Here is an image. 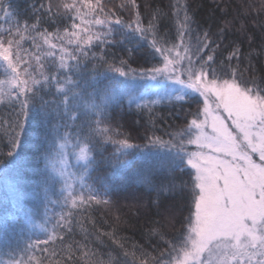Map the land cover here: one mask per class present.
Here are the masks:
<instances>
[{
	"label": "snow or ice",
	"instance_id": "obj_1",
	"mask_svg": "<svg viewBox=\"0 0 264 264\" xmlns=\"http://www.w3.org/2000/svg\"><path fill=\"white\" fill-rule=\"evenodd\" d=\"M121 7L135 9L134 18L125 21L106 12L100 0H63L55 5L49 0L47 7L32 5L31 23L26 21L23 28L17 23L15 28L0 29V65L6 76L0 87L10 89L6 102L0 96V107L8 109V116L0 117V138L8 141L0 151V176L7 180L13 171L23 170L19 181L6 183V190L17 199L31 195L40 204L51 203L57 186L67 182L65 165L71 147L87 191L74 193L70 186L61 187L60 195L67 192L65 199L71 200L72 207L79 204L85 211L86 206L99 210L104 205L118 210L106 199L115 194V183L102 180L93 191L95 184L89 187L84 178L92 180L105 164L119 169L121 184L143 186L126 199L145 220L146 235L157 237L153 241L157 255L137 248L139 258L132 253L129 260L121 244L119 250L112 249L115 257L109 255L104 261L93 254L84 264H264V60L253 52L259 39V57H264V23L257 37L246 22L229 19L228 9L217 4L223 15L215 22L216 31L210 25L194 32L192 25L199 27V22L185 6L181 25L171 36L157 22L160 13L156 19L149 13L144 27L136 0ZM13 16L12 0H0V17ZM53 17L59 23L48 32L42 26H54ZM93 26L98 30L93 31ZM192 34L194 46L185 39ZM230 35L233 39L223 45ZM29 37L38 53L48 45L43 53L52 57L47 73H36L33 60L45 66L39 54L27 59L21 55L22 43ZM54 40H59L58 64ZM65 41L75 45L67 53L72 63L64 60ZM113 47L122 49L123 55L112 53ZM140 48L146 49L143 57L137 55ZM253 60L260 63L258 70ZM245 61L247 66L241 69ZM137 87L143 89L139 96L134 95ZM170 87L181 93L176 100L191 98L196 111L184 113L183 127L164 130L169 137L164 139L157 134L162 118L154 109L164 100L171 101L166 91ZM125 96L129 108L135 105L148 114V123L141 124L143 135L139 128L132 129L143 143L133 142L131 133L121 131L112 111ZM179 107L182 110L183 104ZM109 145L113 146L110 154ZM152 149H166V159L159 166L149 159ZM141 152L144 166L132 169L129 159ZM160 168L167 173L162 179ZM233 188L241 193L239 198L231 194ZM64 220L65 230L72 232V221ZM173 221L185 227L177 237L165 240L160 229L165 224L174 226ZM103 235L113 238L112 233ZM56 239L65 243L53 232L46 239L26 242L24 252L27 255ZM0 242L11 247L6 231ZM71 259L69 250L67 260ZM0 264H25V259L10 256Z\"/></svg>",
	"mask_w": 264,
	"mask_h": 264
},
{
	"label": "trees",
	"instance_id": "obj_2",
	"mask_svg": "<svg viewBox=\"0 0 264 264\" xmlns=\"http://www.w3.org/2000/svg\"><path fill=\"white\" fill-rule=\"evenodd\" d=\"M63 0H51V3H61ZM105 5V11L109 13H116L122 20L128 21L129 17L135 15V9L124 7L127 6L129 0H100ZM44 4L46 7L49 0H12L14 16L12 19H5L0 17V29L15 28L17 23L20 27H24V23L27 21L31 23L32 5ZM95 3V0H92ZM136 3L140 5V14L145 18L144 27H148L146 18L149 13L152 14L153 19H156V13H160V20L158 23L164 25L163 31L174 36L179 29L183 20V9L185 6L191 9L189 15H195V19L199 22V27L193 24L194 32L201 29H206L211 25V31L215 32V22L220 20L223 12L216 8L217 4L224 5L229 12V19L235 17L240 20L241 23H247V25L255 30L257 37L261 35L260 24L264 23V0H136ZM56 9L53 7V12ZM62 11V10H61ZM86 11V9L82 10ZM51 15V13H49ZM112 17L109 16V19ZM65 21L67 18H64ZM90 19V17H89ZM58 21L53 17L52 24H43L44 30L53 32L58 26ZM93 31L98 30V26H93ZM25 36L27 34L25 33ZM186 41L195 45L194 34L187 36ZM233 39L230 35L228 40H224L223 45H227L229 41ZM57 43L58 48L56 50V62L59 63L61 53L59 51V40H54ZM144 42L141 41V44ZM260 40L256 39L253 47L254 55H257L258 59L264 60V57H259ZM136 44H128L129 48L137 47ZM66 53L64 54V60L66 63H72L67 53H71L75 48L74 44H67L65 41ZM48 45L44 44L40 52H37V48L33 46L31 38H27L22 43L21 55H24L26 59L29 56H35L39 54L41 56L40 63L45 65L41 68L33 60L36 73L39 75L41 72H48V62L52 57H47L43 53L47 50ZM243 51H248V45H242ZM150 50V49H148ZM223 49L218 50V54ZM112 53L117 55H123V50L117 47L110 49ZM146 49L140 48L137 53L138 56H145ZM227 54V53H225ZM150 59V58H149ZM141 60L140 63H144ZM155 62V61H150ZM255 69L260 68V63L257 60H253ZM134 67L136 65H133ZM247 62L245 61L240 65L241 69L246 68ZM249 73L245 72V78L249 77ZM4 67L0 65V81L5 80ZM9 88L0 87V96H3L4 101H7V92ZM183 104V109L179 107ZM191 105V107H189ZM159 117H161L160 123L157 125V134L168 139L164 130L173 129L176 127H183L185 116L184 113L188 111H196V105L192 103L191 98H185L184 100H164L162 103L157 104L154 109ZM37 111L39 107L37 106ZM116 121L122 125L121 131L125 134L131 133L133 142L143 143L137 134L133 132V127L140 129V135H143L144 129L141 124L148 123V114L142 113L133 105L131 108L128 106L127 96L124 97L120 107L114 110ZM8 109L0 107V117H7ZM2 132V130H0ZM7 138H0V151H4L5 144H7ZM113 150V146L109 145V153ZM67 162L65 165V176L67 179L66 184L57 186L56 192L51 196V203L40 204L31 195H25L17 199L14 195L6 190L7 185L19 181L22 177L23 170H15L5 180L0 176V241L3 240V234L6 231L11 237V247H5L0 242V261H8L11 257L16 259H25V264H28L29 259L32 264H36V261H42V264H55L56 261H62L63 264H84L85 260L89 257L95 259H102L107 261L109 255L116 256V251L119 250V245L124 246V251H127L130 255L128 259H132V253H136V258H139V253L136 252L137 248H143L145 251L150 252L152 255H157L156 244L153 243L157 237H148L146 235L148 229L144 226L145 220L141 217L135 207H129L133 202L126 199V196L130 192H140L143 186L136 183L121 184V171L105 164L100 171L96 172L92 180L84 178V183L89 187L95 184L92 188L96 191L99 188V183L102 180H108L116 184L114 189L115 194L109 195L106 199H109L114 204L118 205L117 208L112 205L99 206V210H96L92 206H86L82 208L79 204L76 207H72L71 200H66L67 192L64 195H60L61 187H69L74 193H80L82 191V174L79 171V165L77 164L75 156L71 153V147L68 150ZM144 155L143 152L137 154L135 158L129 159V164L132 169H139L144 166V161L141 158ZM149 159L154 165L159 164L166 159V149H152ZM166 169L160 168L159 176L162 179L166 175ZM83 191H87V188H83ZM102 194V193H101ZM27 212V215H25ZM187 213L184 214L186 217ZM72 221L70 227L72 232L65 230V220ZM160 219L159 216L156 217ZM174 226L167 225L160 229V232L165 233L164 239L171 240L173 237H177L183 230L185 225H182L176 221H173ZM55 232L58 236L62 237L65 241L63 245L59 239L50 242L49 245H40V248H49V251L41 252L40 248L35 249L27 253L24 252L26 242H34L37 239L43 240L51 236ZM104 233H112L113 238L103 235ZM115 241V242H114ZM18 242V246H17ZM163 243V241H161ZM54 250V251H53ZM71 251L72 259L67 260V253ZM165 251L164 249H160ZM87 253L85 257L83 253ZM122 255V253H121Z\"/></svg>",
	"mask_w": 264,
	"mask_h": 264
},
{
	"label": "rangeland",
	"instance_id": "obj_3",
	"mask_svg": "<svg viewBox=\"0 0 264 264\" xmlns=\"http://www.w3.org/2000/svg\"><path fill=\"white\" fill-rule=\"evenodd\" d=\"M182 55H183V53H182ZM168 83H169L170 85L172 84L171 81H169ZM174 87H175V88H179L180 86H179V85H175ZM142 91H143V89L137 87V88L134 90V95L139 96V95L141 94ZM166 91L170 94L172 100H176L175 97L181 95L180 92H178V91H174L173 88H171V87H170L169 89H167ZM161 94H163V91H162ZM185 98H186V97H185ZM187 98H188V97H187ZM254 159H256V157H254ZM231 194H232L234 197H237V198H239V197L241 196V193H240L238 190H236L235 188H233V189L231 190Z\"/></svg>",
	"mask_w": 264,
	"mask_h": 264
}]
</instances>
